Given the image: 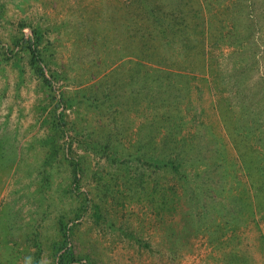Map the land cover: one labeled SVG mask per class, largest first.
<instances>
[{
    "label": "rangeland",
    "instance_id": "1",
    "mask_svg": "<svg viewBox=\"0 0 264 264\" xmlns=\"http://www.w3.org/2000/svg\"><path fill=\"white\" fill-rule=\"evenodd\" d=\"M0 264H264V0H0Z\"/></svg>",
    "mask_w": 264,
    "mask_h": 264
},
{
    "label": "trees",
    "instance_id": "2",
    "mask_svg": "<svg viewBox=\"0 0 264 264\" xmlns=\"http://www.w3.org/2000/svg\"><path fill=\"white\" fill-rule=\"evenodd\" d=\"M28 50L30 51L31 53V56H32V59L34 61H36V63H38L40 60V53H39V50L33 46V44H30L28 47ZM38 61V62H37ZM41 71V76L44 78V81L48 84V85H51V82L49 81V79L47 78L46 74L44 73L43 69L40 70ZM65 237L66 239H68V234L66 233L65 234Z\"/></svg>",
    "mask_w": 264,
    "mask_h": 264
}]
</instances>
